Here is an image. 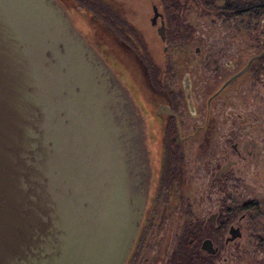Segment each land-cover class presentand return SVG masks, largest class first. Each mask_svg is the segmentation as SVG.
Returning a JSON list of instances; mask_svg holds the SVG:
<instances>
[{
    "label": "water",
    "instance_id": "1",
    "mask_svg": "<svg viewBox=\"0 0 264 264\" xmlns=\"http://www.w3.org/2000/svg\"><path fill=\"white\" fill-rule=\"evenodd\" d=\"M116 78L57 0H0V264L127 263L149 167L143 127ZM228 233L226 242L241 235ZM200 250L218 251L209 238Z\"/></svg>",
    "mask_w": 264,
    "mask_h": 264
},
{
    "label": "rangeland",
    "instance_id": "2",
    "mask_svg": "<svg viewBox=\"0 0 264 264\" xmlns=\"http://www.w3.org/2000/svg\"><path fill=\"white\" fill-rule=\"evenodd\" d=\"M57 1L75 31L120 81L133 103L140 126H143V113L129 87L133 86L145 96L143 84L149 82L142 79V75L147 65L151 71L150 84H165L167 92L168 89L180 90L181 94L173 101L179 103L182 128L189 134L202 125L206 88L213 92L226 78L241 70L250 58L264 50V0L262 3L260 0H180L179 5L184 7L177 13L178 29L187 34L182 41L174 42L171 35L167 36L168 43L178 44L167 53L163 52L164 45L158 42L156 28L150 24L152 5H157L159 0H111L115 25L108 23L91 6L85 7L81 0ZM160 10L164 12L163 8ZM169 30L168 24L167 34ZM136 33L146 39L151 48H158L160 57L151 60L157 70L151 67L150 57L144 54ZM123 34H127L126 38ZM186 75L192 85L195 116L187 110L182 93ZM158 87L153 90L159 93ZM173 96L167 93V98ZM158 102L159 99H154V103ZM212 112L224 118L221 131L215 135V140L221 136L220 143L212 149V155L218 157L205 161L203 132L199 131L192 153L185 152L181 164L183 183L175 190L174 198L158 201L147 198L148 212L144 214L139 234L142 232L133 247L136 252L140 248L143 250V259L140 256L136 260L138 264H169L185 222L193 219L206 224L213 214H217L216 224L219 220L222 222L221 236L212 239L218 250L213 264H264V58L255 61L226 88ZM235 128V136L228 135V131ZM233 143L237 144L238 154L232 149ZM183 144L187 146L193 141ZM226 153L236 165L223 184H216L212 178L217 165L225 163ZM147 187L146 179L144 189ZM230 227L238 228L241 235L226 242ZM135 254L132 250L126 264L134 263Z\"/></svg>",
    "mask_w": 264,
    "mask_h": 264
},
{
    "label": "flooded vegetation",
    "instance_id": "3",
    "mask_svg": "<svg viewBox=\"0 0 264 264\" xmlns=\"http://www.w3.org/2000/svg\"><path fill=\"white\" fill-rule=\"evenodd\" d=\"M88 1L85 3V7L87 6ZM92 5L97 6V4L92 3ZM157 7L158 12L162 15V21L164 22L165 27V41H162L157 34V28L160 26V19L158 18L155 25L151 26L156 28V34L160 39L161 43L164 45L163 52L167 53L170 48L178 47V44H172L167 42V30H168V21L166 22L167 18L165 17V13L161 11L162 5L160 2L156 5H152ZM119 19L117 22L119 23ZM124 29H122L123 31ZM124 38L125 35L123 34ZM174 42V38H172ZM144 46L150 47L149 43L144 42ZM158 47V45H156ZM158 49V48H156ZM151 50V49H150ZM155 52V50H152ZM146 51H144V54ZM261 57L260 59H263ZM257 59L255 61H258ZM145 61V59H143ZM253 61L250 65L255 62ZM144 68V67H143ZM249 68V69H250ZM145 69V68H144ZM236 74V73H235ZM233 74V75H235ZM233 75L226 78L213 92L210 93V88H206V103H205V111L203 122L201 126L195 127L192 132L189 134H185V130H183V125L180 121L179 115V103H174V99H177L179 94H181L180 90L174 92L171 89H168L171 94H174L173 97L167 98V90L166 86H160V84H150V77L151 71L147 65L146 70L143 71L142 79L148 81L149 84H143L142 91L145 96L136 90L133 86L129 87L133 97L137 100L138 104L140 105L141 111L143 114L142 119V127L144 131V153L145 159L148 163L149 169V177H148V193L147 196L149 200H165V199H173L176 195V191L178 188H181L183 183V171L181 168V164L183 163V158L185 156V152L192 153V149L194 148V142L198 138V132H203V145H202V152L204 154V158H206V162H210V159H215L218 156L212 155V149L216 143H220L221 136L215 140L216 132L219 134L221 131L220 127L222 125L223 117L218 112H212L215 106L216 100H219V96L228 88L234 81L227 84L220 92L218 90L224 85L225 81L231 78ZM187 78V84H185V79ZM139 85V84H138ZM142 84L139 85V87ZM159 85V93L158 91L153 90L155 86ZM137 88V87H136ZM165 89V90H162ZM218 92V93H217ZM182 93L184 94V99L186 101L187 110L189 111L190 115L195 116V106L194 100L192 97V85L189 79V76L186 75L182 81ZM151 94L152 97L150 98L148 95ZM149 99V102L147 101ZM154 99H159L158 103H154ZM218 106V103L216 104ZM164 108L167 109L171 114L161 113L160 109ZM235 129L228 131V135L234 134L235 136ZM193 141V144L184 145V142ZM232 149L238 154L237 151V144L233 143ZM225 163L221 165H217V170L214 173L213 181L216 184H223L225 182L229 172L231 171L232 167L236 165L235 160H231L228 153L224 155ZM229 163L228 168H222ZM178 185V186H177ZM151 208V207H149ZM158 210V209H157ZM156 210V211H157ZM148 210L146 211L147 214ZM160 211H158L159 213ZM214 222H211L213 225L216 224L217 214H215ZM146 216V215H145ZM142 232V231H141ZM141 232L139 236L141 235ZM206 239V238H205ZM210 239V238H209ZM212 240V239H211ZM213 242V240H212ZM201 244V242H200ZM214 245V242H213ZM215 247V246H214ZM217 248V247H216ZM200 249V246H199ZM136 250V248H135ZM133 249V255H137L134 259L133 264L136 263L137 258L143 259V250L140 248L139 252H136ZM201 251V250H200ZM217 254V253H216ZM207 255V254H206ZM209 256V255H208ZM132 258V256H131ZM130 258V259H131ZM140 259V260H141ZM130 261V260H129ZM128 261V262H129ZM132 262L128 263L131 264Z\"/></svg>",
    "mask_w": 264,
    "mask_h": 264
},
{
    "label": "trees",
    "instance_id": "4",
    "mask_svg": "<svg viewBox=\"0 0 264 264\" xmlns=\"http://www.w3.org/2000/svg\"><path fill=\"white\" fill-rule=\"evenodd\" d=\"M81 1L80 2L83 3L84 5L86 1H88L87 7L91 6L93 11L98 13L108 23L115 25L114 21H112L113 20L112 8L110 4V2H112L111 0H81ZM192 1L198 2L200 0H192ZM262 1L263 0H260L259 2L262 3ZM95 2H99L100 4H98L97 6L92 5V3ZM159 2L162 5L165 16L168 20V24L170 26L169 34H167V36L171 35L170 37L174 38V40L182 41L184 39V36L187 34V31L181 32L178 29V26H180V21L177 20V13L179 8H182L184 6L179 5L180 0H159ZM259 5L260 4H258L257 6ZM98 11L101 13H99ZM137 35L139 36L138 39L139 42L142 43L143 51H146V56L150 57L149 58L150 64L153 65L151 67H155L157 70L158 67L151 60H154L153 57L154 58L156 56L160 57L159 50L153 49L151 48V46L150 47L144 46V42H146V39L140 37L139 34ZM158 42L161 43L159 38H158ZM152 50H155V52H153ZM140 51H142V49H140ZM221 225L222 222L220 220L216 225H213L211 222L203 224L200 222H194L193 219L187 220L182 230V235L179 239L177 248L175 251H173V253L169 258V264H213V260L216 258V255L208 256L206 254H203L198 248L200 242L203 239L205 238L214 239L217 236H221V231H222Z\"/></svg>",
    "mask_w": 264,
    "mask_h": 264
}]
</instances>
